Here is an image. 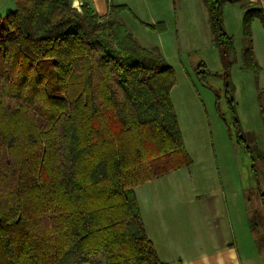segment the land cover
Instances as JSON below:
<instances>
[{
  "label": "trees",
  "instance_id": "trees-1",
  "mask_svg": "<svg viewBox=\"0 0 264 264\" xmlns=\"http://www.w3.org/2000/svg\"><path fill=\"white\" fill-rule=\"evenodd\" d=\"M13 1L0 26V264H162L135 189L191 165L170 100L174 70L118 21L133 17L126 6L103 18L69 0ZM203 3L233 113L230 0ZM240 10L242 66L257 75L250 25L264 29V7ZM194 71L204 83L205 66ZM251 170L264 183V155ZM258 199L264 219V190Z\"/></svg>",
  "mask_w": 264,
  "mask_h": 264
},
{
  "label": "crops",
  "instance_id": "crops-1",
  "mask_svg": "<svg viewBox=\"0 0 264 264\" xmlns=\"http://www.w3.org/2000/svg\"><path fill=\"white\" fill-rule=\"evenodd\" d=\"M69 1L72 8L77 11L81 10V6H86L92 13L103 18L108 16L111 6H126L135 17L125 0H117L116 5H113L112 0ZM245 3H257L264 7V0H230V3L223 7L222 21L224 31L231 37L233 36L231 30H238L244 39L243 13L240 6ZM14 9L13 0H0V24ZM200 9L205 20L204 27L206 29L208 27L206 31L210 33L203 0H200ZM118 21L129 30L122 22V14ZM156 24L158 22L148 25ZM250 32L252 53L259 72L254 75L242 66V55L248 44L244 39L246 42L240 54L235 50L236 62L230 71V80L238 85L247 83V89H243L242 95L238 97V103L246 107V101L247 103L249 101L252 108L254 107L260 119V123L255 121V131L264 137V29L260 22L255 20L250 25ZM211 45L216 49L214 41ZM144 48L155 49L161 55L158 47L146 45ZM217 60L220 62L218 52ZM217 107L215 98L214 109L219 114ZM186 154L190 158L187 152ZM214 159L216 165L219 159L220 162L230 164L229 170L223 166L222 174L218 166H215L216 185L207 186L200 191L196 188L190 190L181 188L173 183L171 187L156 188L149 195L143 194L142 203L138 202L146 236L162 264H264V219L263 227L261 223L256 224V221L251 219L253 211L261 212L259 199L252 207V199L247 196L249 190L240 182L241 176L237 171L234 156L224 155ZM190 160V166L170 172L136 189L154 181L162 182V179L169 175L174 176L167 180L174 181L177 172L193 166V161L191 158ZM190 180L191 177L188 175L186 181Z\"/></svg>",
  "mask_w": 264,
  "mask_h": 264
},
{
  "label": "rangeland",
  "instance_id": "rangeland-1",
  "mask_svg": "<svg viewBox=\"0 0 264 264\" xmlns=\"http://www.w3.org/2000/svg\"><path fill=\"white\" fill-rule=\"evenodd\" d=\"M125 1L135 15L132 17L127 12L122 13V22L129 29L128 32L143 48L146 45L158 47L166 63L175 72L176 85L170 93V100L182 133L185 152L193 161L191 168H184L175 174L174 181L167 180L174 176L169 175L162 182L154 181L136 189L137 202L142 203L143 194L149 195L156 188L171 187L173 183L181 188H196L200 191L207 186H214L217 181L215 168L218 166L222 174L223 166L226 170L230 167L229 163L220 162V159L216 165L214 158L231 155L236 160L240 182L249 190L247 196L252 199L253 207L259 190H264L262 178L254 177L251 170L252 159H256L257 155H264V137L255 131V121L260 123V119L249 101H246V107L238 103V97L242 95L243 89H247V83L238 85L229 78V95L233 108L231 113L226 99L225 82L220 77L222 66L217 60L216 49L211 45V30L208 33V27H204L200 0ZM112 2L116 5L117 0ZM141 21L147 24L158 22L164 30L162 33L149 31L139 24ZM231 31L234 49L240 54L246 41L238 30ZM200 64L208 72L204 83L197 80L194 71ZM216 93L219 97V114L214 109ZM238 136L243 141L244 148L236 144ZM188 175L191 177L190 181H186ZM251 219L256 224L261 223L263 227V215L260 211H253Z\"/></svg>",
  "mask_w": 264,
  "mask_h": 264
}]
</instances>
